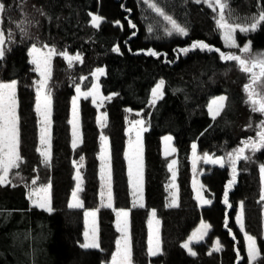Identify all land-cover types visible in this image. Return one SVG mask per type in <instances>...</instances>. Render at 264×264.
Returning <instances> with one entry per match:
<instances>
[{
    "label": "trees",
    "instance_id": "trees-1",
    "mask_svg": "<svg viewBox=\"0 0 264 264\" xmlns=\"http://www.w3.org/2000/svg\"><path fill=\"white\" fill-rule=\"evenodd\" d=\"M133 1L135 7L141 8L142 17L139 14L138 17L133 15L130 17L132 21L128 17L129 13H126L124 9L125 6L131 9V0L100 1V9L107 18V22L105 21V24L102 25L104 32L117 39L122 34L125 35L126 43L131 44L130 48L138 45V43L135 45L133 41L135 37L138 38L135 39L138 41L139 37L145 35L144 41L149 48L152 47L151 50H157L155 46L160 45L158 47H172L174 52L173 57L169 55L170 57H166L164 61L161 58V53L155 57L146 55L143 50L133 49V52L130 51L129 54H126L130 60V68L122 69V74L119 75L122 82L132 84L144 74L153 79L159 76L167 79L168 89L178 100L172 107L165 110V120L172 113L171 115L175 118L174 122L179 127L180 125L184 126V132L189 131V134L202 130L201 127H204V121L197 117L202 113L204 102L212 96L225 95L229 98L225 104L226 107L218 119L211 122V126L207 128L209 122L206 126L207 129L204 133L205 137L207 136L209 139L207 146H223L235 142L233 144L236 147L241 141L252 139V135L244 134L241 131L244 125L238 118L243 80L241 76L244 74L239 72L237 65L232 61L221 60L219 52L216 51L204 50L200 54L198 52L189 54L188 52L185 58L179 52V49L190 48L197 41L205 42L220 52L227 51L221 40L219 46L214 45L209 39L206 40V37L211 34V26H214L212 12L201 4L193 3L192 0H148L150 3L156 4L165 15L171 16L188 30L187 36L172 35L169 37L158 33L161 20L157 23L153 21V15L146 12L143 0ZM260 4L259 0H229L227 13L230 11L234 22L246 24L251 21L253 15L257 14L258 8L264 7V0H260ZM256 5L258 6L256 7ZM5 6V19L8 17L10 23H15L14 28L20 35L18 44L11 49L8 59L12 60V62L10 61L12 65L8 71L10 70L11 75H15L17 81L20 153L24 159L23 169L32 174L34 170L41 167L40 156L36 153L38 131L34 110L33 73L31 68L25 67L22 53L14 55V52L22 51L31 44L45 45L49 42L57 52L67 51L69 54H81V65L75 67V70L84 76H88L98 67L107 65L113 54L108 47L106 48L97 40L92 30L86 31L84 28V24L87 22L85 10L95 9L97 6L95 0H8ZM243 8H247V10L243 12ZM240 13L245 18L239 17ZM146 18L149 20L145 21ZM111 19L120 20L123 27L121 35L118 27L114 29L108 24ZM21 20L25 21L26 35L17 28V24ZM29 21L31 23H28ZM130 22L135 27H131ZM246 41L250 42L252 49L264 48V23L255 32L250 33L246 37ZM139 46L147 48L145 45ZM198 51L200 52V50ZM55 57L51 132L52 215L47 216L34 210L27 212L21 190L3 189L4 191L0 194V217L3 218L0 221V250L8 253V257L11 259L13 253L18 255L19 252L12 243H20L22 236L25 235V230H29L30 226L32 229L39 226L42 230L44 226L45 233H48V243L43 239L39 241L38 252L40 255L37 257L39 264H104L110 257L116 237L112 210L109 208L99 209L100 248L82 249L79 247L83 230L82 211L78 208L68 207V200L74 184L70 161L72 156L71 136L68 126L74 88L68 79L69 71L65 59L60 55ZM4 65L0 66L2 74L7 71H5ZM126 70L128 71L126 72ZM118 80H115L116 84ZM121 107L122 102L119 97L110 106L113 125L117 126L114 127L116 129L112 131V136L115 148L120 151L124 145L123 130L118 128L121 115L124 112ZM87 126L90 128L89 134H91L93 132L92 124ZM88 140L92 141L87 136V142H89ZM144 143L146 166L149 165L147 168V198L144 207L132 208L131 206L123 155L116 154L112 160L114 208L130 209L129 234L133 246L134 264L150 263L146 252L147 219L150 210H154L160 220L162 254L158 255V258L164 264H248V260L244 256L242 238L239 233L233 232L235 226L229 219V211L240 207L241 202L244 205V230L256 238L261 252V258L256 264H264L263 215L262 204L259 200L261 186L258 171V165L264 164V149L255 153L243 168L240 167L241 171L236 183L228 194L231 207L226 211L222 198L225 186L232 177V171L227 172V178L223 182L221 199L211 202L208 206H198L192 197L188 180L184 179L181 183L182 186L180 184V188L182 187L183 190L180 192L179 205L169 207L166 188L164 184L160 183L162 174V166L159 163L161 142L149 134H145ZM179 147L185 151L187 145L180 144ZM186 158L187 156L184 154L183 160L186 161ZM96 191L97 182L93 181L92 183L89 180L86 185V201L91 203L92 207L97 206ZM12 213L13 215L7 218V220L11 219V223L4 225L3 220ZM226 218L227 226H225ZM201 220L210 226L208 233L210 238H220L226 233L229 242L224 246L223 251H212L197 258H191L181 245ZM42 241L44 243H41ZM49 241H53L54 244H50ZM60 246H64L63 248L67 252H63ZM59 247V251L56 252L55 248ZM0 264H4L1 259Z\"/></svg>",
    "mask_w": 264,
    "mask_h": 264
},
{
    "label": "rangeland",
    "instance_id": "rangeland-1",
    "mask_svg": "<svg viewBox=\"0 0 264 264\" xmlns=\"http://www.w3.org/2000/svg\"><path fill=\"white\" fill-rule=\"evenodd\" d=\"M100 1L101 0H95V2L97 4L95 9H86L85 10L87 22H86V24H84V28H86V31L92 30L94 32V36L97 38V40L102 45H104L106 48L108 47V49H110V51L113 54V57L109 59V62L107 63V65L105 64L102 67H98V68L104 69V73L102 75H98L96 77H93L92 73L96 71V69H97L96 68L88 76H84V75L80 74V72H77L75 70V67H78V66L80 67L82 61L73 60L72 66L69 67L68 61L65 60L66 65L68 67V71H69L68 79L74 88V94H73V97L71 99V106H70L69 115H68V126H69V131H70V136H71V147H72V124H70L69 121L73 119V103L72 102H73V98L77 97V95H78L76 92V88L79 87L81 90V93H85V92H89L92 89L93 85L95 84V85H98L99 97H108V96L112 97L111 100L105 99L103 101V104L101 107H97V105L100 104L99 99H97V104H93L92 96H88L87 98H84L83 95H80L79 98L77 99L78 117H79L78 125H79V133H80V137H81V142L78 144V146L75 149H73V147H72V156H71L70 161H71V165H72V169H73L72 176H73L74 184H73L72 191L70 193L69 200L71 199V194H72V192L75 189L76 184H77V181H76V179H74V177L76 176L77 171H79L80 177L83 181V183H82L83 191H81L78 194L79 199H80L81 203L83 204L82 208H78V209H81L82 218H83V230H82L81 242L79 243V247H80V244L83 243V241H84V235L83 234L85 231V215H84L85 212L98 210L97 215H96V227L98 229V238H99V209L109 208V207H103L102 206L103 203H107V188L105 186V182L101 180V168H102V165L104 163L100 159L101 154H102V152H101L102 141H101L100 137L102 135L107 137V152H108L107 163L110 164L111 172H112L113 157L116 156V154H121V155H123V157L125 159V152L130 151V153H131V150L129 149V141L131 140L134 142L136 139V132L135 131L129 132V129L132 126V122L137 121V120H142V121H144V127H146L148 129L146 132L142 133V139H143V199H142V201L139 198L133 196V189L129 185L128 161L125 159L126 176L128 179V186L130 189L132 208L141 207V206H139L141 203L143 204V207L146 204V198H147L146 189H147V183H148L147 168L149 167V165H148V167L146 166V161H145V157H144L145 134H149L151 137L156 138V139L160 140V142H161V144H160L161 158L159 160L160 161L159 163L162 166V174H161L160 183L164 184V186L166 188L167 197H168V204H170L171 194L174 191V189L171 187L172 172L169 171L168 165L173 160L176 161L174 170L176 173L175 191L177 192V206L179 205L180 192H181V190H183L182 187L180 188V184L183 182L184 179L188 180V185L190 187L192 197L198 206H201V204L196 199L197 192H200L201 195L204 197V199L211 200V202L221 199L222 198V191H223L222 190L223 182L227 178L226 177L227 172L228 171L231 172V167L228 164V153L233 152L235 149H237L239 147H243V144L241 142L236 147L233 144L235 142H233L230 145L229 144L223 145V146L219 145V146H213V147L207 146L209 139L207 138V136L205 137L204 132H205V129H207L209 126H211V122L214 121L212 119L211 115L209 114V110H208L209 104L211 103L212 100L216 99L217 97L225 96V95L212 96V97L208 98V100L206 102H204L202 113H200L197 116L199 119H202L204 121V127H201L202 130H198V131H195V132L189 134V131L184 132L185 131L184 126L180 125L181 129H179L180 127L174 122L175 118H174V116L171 115L172 113H170L165 120V114H164L165 110H167V108L172 107L173 104L176 103L178 100V98L175 97V95L171 93V90L168 89L169 88V85H168L169 82L167 79H165L162 76H159V77H156L153 79L149 75L144 74L139 80H137L136 82H133L132 84H127V83L122 82V78L119 76L120 74H122V71H123L122 69L123 68L126 69V67H127V69L130 68V60H129V57L126 56V54H129L128 52H130V51L133 52V49H138V51L143 50L146 53L148 51L149 46L144 41L145 40V35H144V37H139L140 39L138 41H136L138 38L135 37L133 41L135 42V45L137 43H138V45L134 46V48H130L131 44L126 43V41H125L126 36L122 34L123 33V27L121 26L120 20H117V19L116 20L111 19L108 24L110 25V27H112L114 29L118 27L119 33H120V35L122 34V36H120L119 39H117L114 36H111V34H107L106 32H104V30L102 29L103 28L102 25L105 24L104 23L105 21L107 22V18L105 17V15L103 14V12L100 9ZM112 1H116V0H112ZM7 2H8V0H0V3H3V4H6ZM143 2L145 4L144 7H145L146 12L148 11V12L152 13L153 21L155 23H157V22H159V20H161L160 21L161 27L159 30L160 32H158V33H161V35H163V36L166 35L169 37L172 35H178L175 32H173L172 35H168L167 33L169 31H171V25L167 21L164 20L163 16L158 15L152 8L149 7V3H150L149 1H148V3H145V0H143ZM201 5L207 7L209 9V11L212 12L213 17H214V26L213 25L211 26V28H210L211 34L206 37V40L207 39H209V41L211 40L212 43L214 45H217V46H219V43H220L219 41L221 40L224 48L227 50L224 53L240 55L243 58H249L251 56H257L260 53H264V48H257V49L251 48L250 53H248V54L241 53L239 51V48H242L246 43H249L248 41L245 42L246 37L250 33H253V32L243 34V33H240L238 31L236 33V39H237L238 47L237 48L226 47L223 39L221 38L220 30L217 29L216 24H215V19L217 17V13L213 12V10L211 8H209L206 4L201 3ZM259 5H261L260 0H259ZM130 6H131V9L126 8L127 6H125L124 9L126 10V13H129L128 17L131 21H132V19L130 17H133V15L135 17H138V14H139L142 17L141 8L139 7V9L141 11L140 12L139 9L137 7H135L133 0H131ZM257 6L258 5H256V7ZM243 9H242L243 12L247 10V8H243ZM5 11H6V9H5ZM5 11L3 13H0V32H3L5 34V40H6V43L4 45L5 55H4V58L2 60H0V66L2 67L5 64L4 65L5 71L6 70L7 71H6V73H3V74L0 72L1 73L0 74V83H10L13 80L16 81L15 75H11L9 72L10 70L8 71V69H10L11 65H12L10 63V61L12 62V60H10L8 58H9V55L12 51L11 49L13 47H15L16 44H18V42H19L18 40L20 37L18 31L14 28L16 26L15 23H13V22L10 23L8 20L9 19L8 17H7V19H5V16H4ZM225 11L227 13L228 9H226ZM93 15H96V16H99L102 18L100 26L98 28L92 27V16ZM240 15L241 16H239V17L245 18V17H242L243 14L240 13ZM148 18H146L144 20L147 21ZM160 23L158 24L159 26H160ZM152 31H155V30H152ZM9 34H11L10 38H9ZM217 37H220V38L218 39ZM155 41L160 42L158 39L157 40L155 39ZM130 42H132V41H130ZM33 45L34 44L28 45L27 48H24L22 50L23 52L22 51L14 52V55L22 53V57H24V59H25V63H24L25 67L31 68V72L33 73V88L35 91V102H34V110H35V108H36V85L34 84V81H39L40 77L34 71V65L29 63L31 57L28 55V51ZM35 45L37 47H40L42 50H46V49H44L45 45H47L49 48H53L49 42L46 43L45 45L44 44H35ZM139 45H142V46L145 45L147 48L144 49L143 47H141ZM158 46H160V45H156L155 47L157 48V50L156 49H154V50H155V52L162 54L161 58L164 61H165L166 57H168L169 55L171 57H173L174 51H173L172 47L167 48V47L163 46V48H162V47H158ZM114 47H119L120 52L119 53L113 52L112 49ZM150 48H152V47L150 46ZM165 48H167V49L163 51V49H165ZM198 50L190 51L189 54H192L194 52H198L199 54L203 53V51L200 50V52H199ZM63 52H67V51H63ZM63 52H57V54L54 55L52 57V60H51L52 72H51V79L48 81V85H49V89L51 91V94H52V83H53V80L55 78V71H54V61L56 60L55 56H57V55L62 56L60 53H63ZM67 53L69 56L79 55L82 58L81 54H78V53L69 54V52H67ZM186 55L187 54L181 53V56H183V58H185ZM155 57H157V56H155ZM232 62H234V61H232ZM238 70H239V67H238ZM127 71L128 70H126V72ZM239 72H241V71L239 70ZM241 73L244 75L241 76L243 78V80H242V89H241V97H240L241 99H240V108L238 111V118L241 119V121L244 125V126H242L243 129L241 128L242 129L241 131L244 134L252 135L253 136L252 139L256 140V139H258V137L256 136V132L259 130L257 128V125L260 123V121L262 119H264V116H262L258 112H253L251 110L250 104L246 103L247 94L244 91V87L246 84L249 83V75L244 73V72H241ZM116 79L117 80L119 79L117 81V84L115 83ZM160 80L165 81L164 88L162 89L163 96L161 99H158L156 101L155 105H151L149 103V101L152 98V89L156 86V84ZM134 83H137V84L133 85ZM240 85H241V83H240ZM118 97H119L120 101L122 102L121 109L124 111L123 115H121L120 123L118 124L119 130H123V135H124V137H123L124 145H123V149L121 151L115 148V142H114V138L112 136V131L115 130L116 128L114 129V127H117V126L113 125L111 113H110V106L113 103V101L116 100ZM228 100H229V98L226 97L224 104H227ZM17 103H18V100H17ZM225 107H226V105H225ZM178 112H180V111H178ZM35 113H36V111H35ZM102 113L107 114V126L103 127V128H101L100 125L97 123V117L99 115H101ZM17 114H18V107H17ZM216 119H218V117ZM51 121H52V111H51ZM208 122H209V125L207 126ZM88 124H92L91 127H92L93 132L91 134H89L90 128H88V126H87ZM250 124H251V127H249ZM36 126H37V131H38V144H37V148H38V147H41V145H40V140H39V137H40V117H38L37 113H36ZM206 126H207V128H206ZM51 132H52V123H51ZM87 136H88V138H91L92 141L88 140L89 142H87ZM166 136H170L172 138L171 147L175 149V151L169 155H165V143H164L163 138ZM179 141H180V144H186L187 145L185 151H184V149H181L179 147V145H180ZM193 144H196V146H197L196 147L195 162H194L193 150H192ZM257 152H259V151H257ZM257 152H255V153H257ZM36 153L40 156V154L37 151H36ZM184 154L187 156L186 161L183 160ZM205 154H208V156H210L216 160L222 159L224 161V167H221L220 164H218V163H204L203 157ZM254 154L250 150L245 151V155H247V156L252 157ZM81 157L84 158L83 162H82L83 167H80V164H81L80 158ZM51 158H52V145H51ZM40 159L42 161L41 156H40ZM23 161H24V159H23ZM245 163H249V160L237 161V163H236L237 177H238L239 172L241 171V168H243L245 166ZM147 164H149V163H147ZM261 165H264V164L258 165V171H259ZM52 167H53L52 159L50 161L49 166H45L41 162V167H39L37 170H34L33 173L30 174L23 169V163H22L19 168L13 169L12 172L10 173V179L12 181V184L15 185V187H13L11 185L0 186V194L4 191L3 189H8V190L19 189L22 191V197L24 198V202L26 203L27 212L34 210L35 212L43 213L47 216L52 215V212L49 213V212H46L40 208L33 207L30 200L28 199V194L32 188L40 187L41 185H47L49 183H51V187H52V181H53V179H52L53 178ZM259 178H260V171H259ZM33 180H36V182H37L35 185L32 184ZM89 180L92 181V183H93V181H94V183L97 182V191H96L97 206H95V207H92L91 203H89V202L87 203V201H86V185H87ZM133 180H135V166L133 169ZM183 185H184V183H183ZM201 185L203 186V188H201ZM94 186L96 187V184H94ZM181 186H182V184H181ZM260 186H261V184H260ZM101 192L105 193L103 199L101 197ZM69 200H68V202H69ZM114 201H115V199H114L113 190H112V207L109 209H111L113 212V218H114L113 226H114V230L116 232V237L114 240V247H113V250L110 254V257L108 258V261L105 262L104 264H110L111 255L115 251V248H116L115 242L117 239L120 238V233L116 230L117 212L124 210V211H127L129 213L128 218H127L128 219V230H129L130 209L129 208L115 209L114 208ZM134 201H135L136 206H134ZM222 202L225 206L226 211H228L230 209V207L224 203V194H223ZM261 204H262L263 234H264V202H261ZM203 206H208V205H203ZM153 211L154 210H150L148 212V219H147V232L148 233H147V241H146V252H147L148 238H149V219H150L151 213ZM238 211H239V206L237 207V209H234L233 211H229L230 217L229 216L228 217L230 220H232V222L235 226L234 227L235 230L233 232L239 233V235L242 238V241L244 244V256L248 260L247 251H246V241H245V233H247V232L245 230L241 231L239 225L236 222V215H237ZM12 215H13V213L8 214V216H6V218L3 220L4 225H6V224L8 225L9 223H11L10 222L11 219L7 220V218H9ZM1 219H3V218L0 217V221H1ZM156 219L159 220L157 215H156ZM202 222L205 223L203 220H201L198 223L197 227L190 233L189 237H191L193 235V233L196 232L197 229L200 228ZM153 227H156V225L154 224ZM158 227H159V235H160V220H159ZM42 228H43V230L39 226H37V227H34L32 229V226H30L29 230H25V235L22 236V240L20 241V243H12V244H14V246H16L18 248L19 252H18V255L13 253L11 255V259H9L8 253L0 250V259L2 260V263H4V264H39V262L37 261V257L40 255V253L38 252L39 251L38 250L39 245H40L39 241L41 239H43L48 243V239H47L48 233H45L44 230H46V229L44 226ZM209 230L210 229L208 228L207 233L204 235L203 239H195L194 238L192 240V242L190 243L189 246L191 247V249L197 253L195 256L190 255L191 258H197L201 255L212 252L213 246L217 241H219L220 246H221L220 251L224 250V246L229 242L227 239L228 237H227L226 233L223 234V236L220 238H210L209 234H208ZM189 237L183 242V244L186 242H189ZM49 242L52 245L54 244L53 241H49ZM41 243H44V241H42ZM60 247H61V250L63 252H65V251L67 252V250H65L63 248L64 246H60ZM60 247L55 248L56 252L59 251ZM257 247L259 249L258 244H257ZM149 259H150L149 264H164L163 261L160 258H158V255L155 257H149Z\"/></svg>",
    "mask_w": 264,
    "mask_h": 264
},
{
    "label": "snow or ice",
    "instance_id": "snow-or-ice-1",
    "mask_svg": "<svg viewBox=\"0 0 264 264\" xmlns=\"http://www.w3.org/2000/svg\"><path fill=\"white\" fill-rule=\"evenodd\" d=\"M193 3L206 4L213 12L217 13L215 19V24L218 30H220L221 38L223 39L225 46L228 48H237V39L236 33L247 34L249 32H254L258 29L259 26L264 23V7L258 8L257 14L251 17L250 23L240 24L236 23L231 18L230 11L226 13V9L229 8V0H192ZM145 3H148V0H145ZM5 4L0 3V13L5 11ZM149 7L152 8L158 15L163 16L164 20L171 25V31L167 34L172 35L173 32L180 36H187L188 30L185 27H182L178 24L171 16L165 15L164 12L157 7L154 3H149ZM101 17L93 15L92 16V27L98 28L101 23ZM28 23H31L30 21ZM131 27H135L130 22ZM17 28L21 30L25 35V21L21 20L17 24ZM151 31V29H149ZM11 34H9L10 38ZM6 43L5 34L0 32V60L4 58ZM42 50L40 47H37L35 44L29 49L28 55L31 57L29 63L34 65V71L39 75V81H34L36 85V108L35 111L40 117V145L36 151L42 157V163L45 166H49L51 161V111H52V94L49 89L48 81L51 79V60L54 55L57 54L55 48H49L47 45L44 46ZM207 50V51H216L219 52L220 59L223 61H234L239 70L249 75V83L245 85L244 91L247 94L246 103L250 104L251 110L253 112H258L264 116V53H260L257 56H251L249 58H243L240 55L235 54H226L220 52L218 49L212 48L207 43L202 41L194 42L190 48L179 49V52L187 54L193 50ZM251 44L246 43L242 48H239L241 53L248 54L250 53ZM113 52H120L119 47H114ZM63 58L68 61L69 67L72 66V61H82V58L77 56H69L67 52L60 53ZM146 55L158 56L157 52L149 49ZM104 69L97 68L95 72L92 73L93 77L102 75ZM165 81L160 80L156 86L152 89V98L149 101L151 105H155L158 99H161L163 96L162 89L164 88ZM77 97L73 98V119L69 121L72 124V147L75 149L78 144L81 142V137L79 133L78 125V107L77 99L80 95H83L84 98L92 96L93 104H97V99L100 100V104L97 107H101L105 99L111 100L112 97H99L98 85H93L92 89L89 92L81 93L79 87L76 88ZM226 97L220 96L212 100L209 104V114L212 119L215 120L220 116L221 112L225 107ZM17 82L15 80L10 83H0V186H7L12 184L10 179V173L13 169L19 168L20 165L24 162L23 157L20 153V128H19V116L17 114ZM97 123L101 128L107 126V114L102 113L97 117ZM251 127V124L249 125ZM259 129L256 132L258 139L253 140L251 138L241 141L243 147L235 149L233 152L228 153V164L231 167L232 177L228 181V184L225 186L224 190V203L231 207L229 204L228 194L232 186L236 183L237 180V168L236 163L239 160H250L251 157L245 155L246 150H250L253 154L261 149H264V119L260 121L257 125ZM148 129L144 127V121L137 120L132 122V126L129 129V132H136L135 141H129L130 151L125 152V159L128 161V175H129V185L133 189V196L139 198L141 201L143 199V139L142 133L146 132ZM102 149L101 157L103 165L101 168V180L105 182L107 188V203H103V207H112V172L110 164L108 161V152H107V137L101 136ZM165 143V155H169L175 151L171 147L170 136L163 138ZM196 144L192 145L194 162L196 158ZM81 159L80 167H83V157ZM204 163H218L221 167H224V161L222 159L216 160L212 157L205 154ZM175 164L176 161H172L168 165V169L172 172V184L171 187L174 191L171 194V201L168 205L169 207L177 206V192L175 191ZM135 166V180H133V169ZM260 196L259 200L264 202V165L260 166ZM77 184L75 189L71 194V199L68 202L69 208H82L83 204L79 199V193L83 191L82 188V179L80 177L79 171H77L76 176ZM36 180L32 181V184L35 185ZM195 183V182H194ZM201 188L203 186L201 185ZM105 193L101 192V197L103 199ZM28 199L30 200L33 207L40 208L46 212L51 213L52 200H51V183L47 185H41L40 187H34L28 194ZM196 199L198 202L203 205H210L211 200L204 199L200 192H197ZM134 206L135 201H134ZM139 206L143 207L141 203ZM97 211H87L85 212V231H84V241L80 244V247L83 249H99L100 242L98 238V229L96 227V215ZM128 215L127 211L121 210L117 212V222L116 230L120 233V238L116 240L115 251L111 255L110 264H134L133 259V246L131 237L128 230ZM236 222L239 225L241 231H244V205L241 202L239 211L236 215ZM227 218L225 219V226H227ZM156 227H153V225ZM159 220L156 219V213L153 211L149 219V238H148V247L147 255L149 257H155L162 254L161 252V242L159 235ZM210 226L206 223H201L199 229L189 237V242H186L181 245L185 250H187L189 255L195 256L197 253L194 252L189 246L192 240L203 239L204 235L207 233V230ZM246 241V251L248 257V264H256V262L261 258V252L257 247V240L253 236L245 233ZM221 246L219 241H217L213 246V251H220ZM239 255V253H238Z\"/></svg>",
    "mask_w": 264,
    "mask_h": 264
}]
</instances>
